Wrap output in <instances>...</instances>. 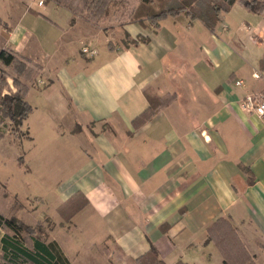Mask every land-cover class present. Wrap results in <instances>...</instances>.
<instances>
[{
    "label": "crops",
    "instance_id": "obj_1",
    "mask_svg": "<svg viewBox=\"0 0 264 264\" xmlns=\"http://www.w3.org/2000/svg\"><path fill=\"white\" fill-rule=\"evenodd\" d=\"M37 2L0 0V49L46 81L22 126L53 182L48 241L71 264H134L151 246L165 264H264V120L239 105L264 94V12L234 3L213 31L184 13L126 22L146 41L115 48L79 12ZM147 89L173 99L134 123ZM70 198L80 208L61 214Z\"/></svg>",
    "mask_w": 264,
    "mask_h": 264
},
{
    "label": "trees",
    "instance_id": "obj_2",
    "mask_svg": "<svg viewBox=\"0 0 264 264\" xmlns=\"http://www.w3.org/2000/svg\"><path fill=\"white\" fill-rule=\"evenodd\" d=\"M108 1L83 0L82 7L86 13V18L94 20L101 17L105 18L109 12ZM55 2L73 10L71 4L66 0H55ZM234 3H238L252 13L264 12L263 0H137V5L128 11L127 16L132 19L130 22L144 24V21H148L156 25L159 20L167 16L184 13L191 20L202 21L208 29L213 31L215 24L222 19L225 13L229 12ZM140 39L146 41L145 37H138L133 40V43H137ZM9 68L13 69L16 74L13 76V82L17 91L12 94H1L2 88L7 85L6 79L9 76L7 70ZM39 73L40 66L36 63L19 55L9 47L0 49V108L4 110L6 117L16 121L18 127L32 110L31 105L26 100V95L29 86L34 83ZM145 94L148 98V107L133 119L134 123L149 119L173 99L172 95L161 97L156 93H151L149 89L145 91ZM78 208L80 205H77L76 199L70 198L58 208V211L63 214L64 209H72L70 212L72 214ZM220 221L221 218H217L212 224V228H215V225ZM210 227L208 231L210 229L211 239L226 255L229 249V237L226 234L221 237L219 234L215 236L211 233ZM30 229L29 226L23 225L19 217H6L0 213V231H3L0 236V264H71L55 241L48 242L40 237L31 236L28 243L25 233ZM222 242L225 244L224 248ZM230 253L234 254L233 257H235L237 252L233 247H230ZM227 263L228 257L225 256L224 264ZM134 264L165 263L160 259L156 248L151 246L148 251L134 260ZM243 264H250V262Z\"/></svg>",
    "mask_w": 264,
    "mask_h": 264
},
{
    "label": "rangeland",
    "instance_id": "obj_3",
    "mask_svg": "<svg viewBox=\"0 0 264 264\" xmlns=\"http://www.w3.org/2000/svg\"><path fill=\"white\" fill-rule=\"evenodd\" d=\"M66 1L71 4L74 11L79 12L84 19L92 23L96 31L106 35V42L110 46L116 48L133 43V40H130L129 36L123 33L122 26L132 20L128 18L127 13L137 5V0H109L107 3L108 14L105 18L101 17L97 20L86 18V13L82 7L83 0ZM83 46L85 45L83 44ZM7 71L9 73L6 79L7 85L2 88L1 94H12L17 91L13 82V76L16 74L11 68ZM40 80L44 82L41 85L38 82ZM34 84L44 86L46 81L37 76L31 85ZM22 124L23 121L18 127L16 121L6 117L4 110L1 109L0 213L6 217L17 216L22 220L24 226L31 228L25 233L28 243L31 236H37L48 241L47 234L55 222L44 213L51 209L49 204L53 201V182L48 181L47 169L43 167V160L38 153L41 150V145L34 144L33 141L25 138L26 127ZM33 156H35V160ZM32 163H35L34 168ZM37 195L40 197V202L38 198H35ZM36 203V210L27 212L32 211ZM39 218L41 219L37 220ZM2 233L3 231H0V236Z\"/></svg>",
    "mask_w": 264,
    "mask_h": 264
},
{
    "label": "built area",
    "instance_id": "obj_4",
    "mask_svg": "<svg viewBox=\"0 0 264 264\" xmlns=\"http://www.w3.org/2000/svg\"><path fill=\"white\" fill-rule=\"evenodd\" d=\"M38 5L43 4V0H38ZM82 53H84L87 56H92L95 54L96 50L94 48H91L88 45H85L81 48ZM254 78H259L260 74L258 72L253 73ZM41 85V80L38 81ZM235 85H242L243 81L241 79H236L234 81ZM239 105L242 109L247 110L248 112L254 113L258 117L262 118L264 120V94H255V93H249L243 96L241 98Z\"/></svg>",
    "mask_w": 264,
    "mask_h": 264
}]
</instances>
